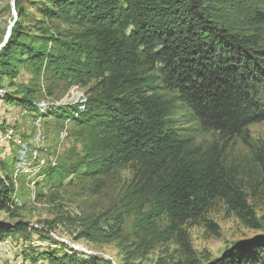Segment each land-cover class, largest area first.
Here are the masks:
<instances>
[{
    "label": "trees",
    "instance_id": "1",
    "mask_svg": "<svg viewBox=\"0 0 264 264\" xmlns=\"http://www.w3.org/2000/svg\"><path fill=\"white\" fill-rule=\"evenodd\" d=\"M12 8L0 76L12 80L25 65L32 75L26 87L3 92L0 100L69 119L83 140L72 168L82 167L84 177L132 167L120 205H131L123 212L134 216L135 227L168 241L220 199L256 228L248 196L225 171L221 154L195 136L213 129L224 141L239 137L264 173V146L252 144L247 133L264 120V0H14ZM59 84L71 91L87 86L86 98L35 104L37 93L52 94ZM179 105L190 112L192 131L176 123ZM0 169V212L7 216L0 219L1 243L38 230L9 221L17 216V179L6 166ZM162 217L167 222L157 229ZM112 218L106 228L97 219L80 221L76 238H119L123 213ZM62 219L73 221L68 214ZM48 238L55 249L40 256L49 264H112ZM206 264H264V234Z\"/></svg>",
    "mask_w": 264,
    "mask_h": 264
},
{
    "label": "rangeland",
    "instance_id": "2",
    "mask_svg": "<svg viewBox=\"0 0 264 264\" xmlns=\"http://www.w3.org/2000/svg\"><path fill=\"white\" fill-rule=\"evenodd\" d=\"M13 1L0 0V45L15 18ZM31 75V67L25 65L12 80L0 76V95L3 92L15 94L18 89H23L30 83ZM83 88L86 93L88 87ZM71 89L72 86L59 84L53 88L52 94L47 92L48 95L42 96L37 93L35 104L71 103ZM4 103L0 101V133L4 136V143L0 147L8 146L7 150L3 149L5 154L0 156V167L3 165L10 170L16 149L13 141L17 138L26 140L33 127L29 122L30 117L14 120L13 115L18 114H11L7 120L1 118ZM41 111L42 129L48 150L46 153L54 154L58 150L59 166L57 173L52 176H44L42 170L28 182L20 178L17 180L14 191V197L19 200L17 216L9 221L27 222L38 232L30 231L7 238L18 247L13 254V263L49 264L40 253L55 249L50 245V239H47L50 231L68 240L81 251L103 257L112 264H206L235 243L264 234V173L250 149L239 137L224 141L215 130L208 129L197 132L195 142L204 148H215V152L221 154L225 171L235 177L248 196V203L255 213L256 228L248 226L222 200L216 199L201 217L189 220L181 226L182 234L174 235L168 241L157 242L152 235H146L135 227L133 215L123 212L131 205H120L134 176L132 167L127 165L96 178L84 177L81 174L82 167L78 170L72 168L81 156L83 147V140L77 136L74 124L69 123V135L60 144L57 132L65 119L47 116L45 109ZM191 117L187 108L179 105L176 123L191 130L195 125ZM247 133L252 144L264 146V120L249 125ZM74 209L81 211L82 220L69 214ZM118 212L123 213L122 233L119 238L102 241L76 238L79 227L77 223L80 221L87 224L97 219L100 226L106 228L113 223L112 217ZM66 213L73 221L62 219ZM6 217L5 213L0 212V219ZM166 222V218L162 217L157 221V229L165 226ZM33 259L36 261L33 262Z\"/></svg>",
    "mask_w": 264,
    "mask_h": 264
},
{
    "label": "bare ground",
    "instance_id": "3",
    "mask_svg": "<svg viewBox=\"0 0 264 264\" xmlns=\"http://www.w3.org/2000/svg\"><path fill=\"white\" fill-rule=\"evenodd\" d=\"M85 98L86 93L84 88H78L72 91L70 100L71 103H76L83 101ZM16 114H18V116L12 117L14 120L16 118L27 119L28 117H30L29 122L32 125L33 130L29 132V137L26 140L17 138L15 139V141H13L16 143V149L15 158L11 167V175L14 176L17 180H19L20 178V180L28 182L33 179L35 174H39L43 169L47 168L48 166H55V164L57 163L58 150L54 154L46 153L48 150L47 145H45L46 136L42 129V116H40L37 112H30L25 108L18 109ZM69 123V119L64 120L62 127L57 132V139L58 143L60 144L68 137ZM3 143L4 136L0 134V145H2ZM21 146L22 150H20ZM23 153L26 154L23 155ZM14 202L18 206L19 200L15 198ZM69 214L76 219H79L81 217V211L79 209H74L70 211ZM48 234L52 239L69 245L74 249L80 250L77 246H75V248L72 243L68 242V240L60 238L54 231H50L48 232ZM3 244H7L6 255L0 252V264H13V254L15 253V251H17L18 247L17 245L14 246L10 239L1 242L0 247ZM86 253L90 254V252Z\"/></svg>",
    "mask_w": 264,
    "mask_h": 264
},
{
    "label": "crops",
    "instance_id": "4",
    "mask_svg": "<svg viewBox=\"0 0 264 264\" xmlns=\"http://www.w3.org/2000/svg\"><path fill=\"white\" fill-rule=\"evenodd\" d=\"M2 101V100H0ZM20 107L16 106V105H13V104H5L3 105V117L1 118H4L5 120H7V118H9V116L11 114H16L17 110L19 109ZM14 116V115H13ZM8 145H3L2 147H0V156H3L5 154L4 150H7ZM4 149V150H3ZM13 164V162H12ZM12 167V165H11ZM11 167H10V170H11ZM0 175H4V172L0 169Z\"/></svg>",
    "mask_w": 264,
    "mask_h": 264
},
{
    "label": "built area",
    "instance_id": "5",
    "mask_svg": "<svg viewBox=\"0 0 264 264\" xmlns=\"http://www.w3.org/2000/svg\"><path fill=\"white\" fill-rule=\"evenodd\" d=\"M22 150V146H21V149ZM26 154V153H23V155ZM6 247H7V244H3L1 247H0V252L4 255H6Z\"/></svg>",
    "mask_w": 264,
    "mask_h": 264
},
{
    "label": "water",
    "instance_id": "6",
    "mask_svg": "<svg viewBox=\"0 0 264 264\" xmlns=\"http://www.w3.org/2000/svg\"><path fill=\"white\" fill-rule=\"evenodd\" d=\"M12 24H13V22H12ZM12 24H10V26H9V28H8V30H7V33H6L5 37H4L3 43L0 45V47H1V46L4 44V42L6 41V38H7V36H8L9 33H10V28H11Z\"/></svg>",
    "mask_w": 264,
    "mask_h": 264
}]
</instances>
